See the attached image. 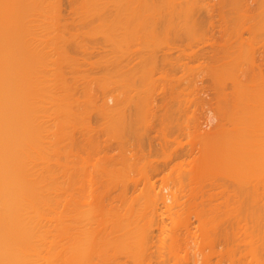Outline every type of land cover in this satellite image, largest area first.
<instances>
[{"label":"rangeland","instance_id":"rangeland-1","mask_svg":"<svg viewBox=\"0 0 264 264\" xmlns=\"http://www.w3.org/2000/svg\"><path fill=\"white\" fill-rule=\"evenodd\" d=\"M202 1L0 0V264H264V0Z\"/></svg>","mask_w":264,"mask_h":264},{"label":"bare ground","instance_id":"bare-ground-1","mask_svg":"<svg viewBox=\"0 0 264 264\" xmlns=\"http://www.w3.org/2000/svg\"><path fill=\"white\" fill-rule=\"evenodd\" d=\"M231 1V0H230ZM191 3V5L193 4V2L191 1L190 2ZM258 4H260V5H257V7H256V9H258V7H259V9H258V11H256L255 13H257V14H255L254 12V14H255V16H259V18L260 17H264V11L263 12H261L260 10L261 9H263L264 8V6H261L262 4L264 5V3L262 2V3H258ZM261 6V7H260ZM204 8V10L206 11V14H205V16H203L202 14H201V11H202V9ZM228 8H230L229 7V5L226 3V0H222L221 2H218L217 4H215V5H210L209 3L207 4L206 2H203L202 1V3L200 2L199 4H196V5H193V6H191L190 8H189V10H190V12L194 15V18H193V20L195 21V22H204V21H206V22H209V23H213L215 20L217 21H223V22H225L224 23V26L225 25H227V23L229 24L228 26H230V27H228V29H227V26H226V31L225 32H227L228 30H229V28H230V30L232 29V28H234V27H238V26H241V24H242V22H243V19H244V17H246V19H247V17H249L250 15H248L247 16V14H250V13H247V11L245 10V9H236L235 11H234V13H233V11L232 10H229V12L231 13L232 12V16L230 15V13L228 14V12L226 13V11H228L227 9ZM217 11V14L215 13ZM255 11V10H254ZM259 12H261L263 15L262 16H260L259 14ZM253 13H251V15H252V18H255V16H254V14ZM218 16V17H216V15ZM228 14V15H227ZM234 15V16H233ZM250 18H251V16H250ZM251 18V19H252ZM246 19H244V20H246ZM250 19V20H251ZM261 21V20H260ZM259 21V22H260ZM251 22H252V24L254 25V23H257L258 22V19H257V17H256V22H255V19H253V21L251 20ZM258 22V23H259ZM261 22H263L264 23V19L261 21ZM236 23V24H235ZM252 25V26H253ZM255 26H257V29H259V28H261L262 26H264V25H262V23L260 24L259 23V25H255ZM255 26H253V28L255 27ZM259 27V28H258ZM188 28V29H187ZM187 30L189 31V33L191 34V36H196L195 34H197L198 33V31H199V29L200 28H202V26L200 25V24H195V25H191V26H187ZM264 28V27H263ZM255 29H256V27H255ZM262 29V28H261ZM180 30V27L178 28V29H176V31H179ZM224 33V32H223ZM229 33V31L227 32V34ZM223 43V42H222ZM221 43V44H222ZM217 44H220V43H217ZM220 44V45H221ZM224 44H226V42H224ZM219 45V46H220ZM225 46V45H224ZM220 47H218V49H219ZM259 48H258V46L253 42V41H249V42H246V43H244V42H241L240 43V45L238 46V49H236L235 50V55H237V53H238V55L239 54H247L249 57H250V60H251V63H253V66H254V68H252L253 69V72H252V76H253V78H257V79H259V80H262L263 79V77H264V67L262 66V63L261 62H263V61H259L258 59L260 58H258V55H256V51L258 50ZM205 50V49H204ZM207 50V49H206ZM215 50V49H214ZM202 51V50H201ZM201 51H200V53H201ZM219 51V50H218ZM221 51V50H220ZM222 51H225V50H222ZM222 51H221V53H222ZM1 52V51H0ZM210 52V51H209ZM217 52V51H216ZM231 52V51H230ZM257 53H258V51H257ZM201 54H203V52L201 53ZM205 54H206V52H205ZM216 54V53H215ZM208 55V54H207ZM212 55V54H211ZM218 55V54H217ZM200 56H202V55H199V57ZM206 56V55H205ZM209 56H210V54H209ZM241 56V55H240ZM197 57V56H196ZM208 57V56H207ZM214 57H216V56H214ZM234 57H236V56H234ZM206 58V57H205ZM263 59V58H262ZM210 60V59H209ZM237 61H239L238 59H236V62ZM252 67V66H251ZM214 69V68H213ZM221 69H223V68H218V70H221ZM216 70V69H215ZM214 72V71H213ZM212 72V73H213ZM251 73V72H250ZM197 260V259H196ZM199 261V260H198ZM201 262V261H200Z\"/></svg>","mask_w":264,"mask_h":264}]
</instances>
